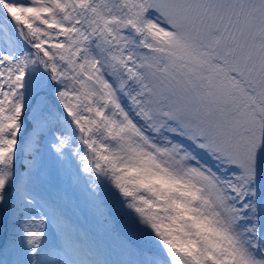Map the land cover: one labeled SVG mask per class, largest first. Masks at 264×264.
I'll list each match as a JSON object with an SVG mask.
<instances>
[{
	"label": "snow or ice",
	"instance_id": "snow-or-ice-1",
	"mask_svg": "<svg viewBox=\"0 0 264 264\" xmlns=\"http://www.w3.org/2000/svg\"><path fill=\"white\" fill-rule=\"evenodd\" d=\"M0 264H264V0H0Z\"/></svg>",
	"mask_w": 264,
	"mask_h": 264
}]
</instances>
